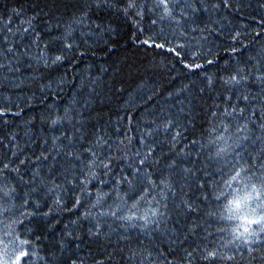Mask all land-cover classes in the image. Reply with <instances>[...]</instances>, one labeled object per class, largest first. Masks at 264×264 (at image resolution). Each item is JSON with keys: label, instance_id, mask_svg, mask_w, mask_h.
Returning a JSON list of instances; mask_svg holds the SVG:
<instances>
[{"label": "trees", "instance_id": "1", "mask_svg": "<svg viewBox=\"0 0 264 264\" xmlns=\"http://www.w3.org/2000/svg\"><path fill=\"white\" fill-rule=\"evenodd\" d=\"M167 9L0 0L9 264H264L225 210L235 170L264 179V0Z\"/></svg>", "mask_w": 264, "mask_h": 264}, {"label": "snow or ice", "instance_id": "2", "mask_svg": "<svg viewBox=\"0 0 264 264\" xmlns=\"http://www.w3.org/2000/svg\"><path fill=\"white\" fill-rule=\"evenodd\" d=\"M136 0H129V8L133 7ZM169 0H159V4L164 6L165 12L168 11L167 5ZM27 31V29H26ZM162 47V45H157ZM59 59V57H57ZM236 77H233L235 80ZM227 130H225L226 132ZM218 139H224L223 135L218 136ZM223 151V149L221 150ZM107 167V165H105ZM227 195L221 193L225 196L227 203L225 204V210L228 213L226 219L230 221H239L235 228L233 229V237L230 243L235 241H240L242 244L247 245L253 242L254 238H258L260 233H264V179L259 181V186L254 182V176L249 175L247 170L240 169L235 170L234 174L225 181ZM147 195V193L145 194ZM143 199V197H142ZM99 202V201H98ZM139 203V202H137ZM255 203L256 207H252ZM137 205H133L135 209ZM257 209H260V214L257 215ZM152 215L155 212L151 213ZM115 215V213H113ZM135 212H133V217ZM129 217V219L133 218ZM148 213L146 212L142 219L147 220ZM251 217H259V219H252ZM2 224V220H0ZM252 225H258L259 231L253 229ZM11 233H5L0 235V264H9V247L13 246L15 249H21L23 245L28 242L21 240L16 236L15 240L7 239ZM17 241H19L17 243ZM215 253H209V256H214ZM27 256L25 251H19L15 257V260L11 264H22L24 257Z\"/></svg>", "mask_w": 264, "mask_h": 264}, {"label": "clouds", "instance_id": "3", "mask_svg": "<svg viewBox=\"0 0 264 264\" xmlns=\"http://www.w3.org/2000/svg\"><path fill=\"white\" fill-rule=\"evenodd\" d=\"M252 219H259V217H251Z\"/></svg>", "mask_w": 264, "mask_h": 264}]
</instances>
